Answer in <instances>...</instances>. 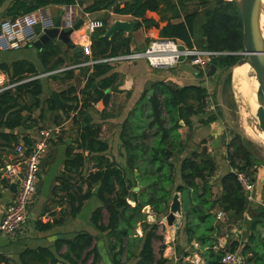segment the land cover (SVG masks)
<instances>
[{"label":"trees","instance_id":"trees-1","mask_svg":"<svg viewBox=\"0 0 264 264\" xmlns=\"http://www.w3.org/2000/svg\"><path fill=\"white\" fill-rule=\"evenodd\" d=\"M85 1L0 0V5L6 3L0 18L12 20L47 5H78L84 13L111 10L116 15H129L134 18L133 29L158 28L157 21L146 17L148 11H154L159 15V21L165 23L159 30L161 37L179 39L187 47L232 53L211 60L210 65H214L216 70L230 69L240 57L233 53L243 50L242 22L232 0L205 3H199L198 0H92L88 5ZM193 1L201 5V9L187 11L188 3ZM100 21L102 26L93 29L89 36L91 53L82 62L100 60L131 50L130 32L127 35L117 32L110 38L105 37L109 22L107 17ZM35 33H39L38 25ZM59 52V47L50 41L40 46L36 58L42 66V72L58 69L64 64L65 60L58 57ZM74 56L75 62L71 64L79 63L77 54ZM73 71L62 72L63 78L74 79L75 85L60 90V108L57 109L50 96L40 101L42 79L35 76L41 73L32 62L26 59L0 62V72L9 84H14L0 90V139L3 143L17 141L12 130L31 120L29 115L32 110L39 109L38 117H41V103L46 105L48 112L57 113L52 116L53 123L69 120L72 124V137L64 136L62 128L57 137V141L63 144L64 138L71 139L69 144H65L63 170L54 178L56 184L50 188L53 203L59 207L58 213L52 211L51 221L39 222V229H49L74 218L84 203L95 195L99 206L91 212L90 222L98 232L104 234L112 264H130V260H135L134 264H166L168 260L161 256L164 245L160 246V257L156 258L152 242L154 239L162 240V236L156 233L158 221L167 215L173 193L186 189L190 199V207L184 214L183 222L186 243L190 246L193 242L198 243L199 248L195 250L200 251L199 256L205 264H221L220 259L225 250L237 251L242 260L243 256L252 253L246 258L247 263L252 261V256H255V261H264V250H259L262 247L264 249V239L259 237L264 228V206L261 205L251 213L249 225L248 240L255 246L241 244L238 240L229 242L225 249L216 246L219 233L216 209L232 222L242 216L248 201L236 173L247 174L254 163L245 139L233 134L227 144V158L232 171L220 178V192L218 195L213 194L211 178L217 171L216 161L206 147L186 152V144L179 132L182 126L191 128L192 116L207 114L202 122L206 124L215 120L213 113H205L204 110V98L207 95L205 87H180L164 80L153 83L152 94L144 92L134 114L121 125L120 139L126 157V167H122L108 156L107 140L101 137L102 124L95 121L92 114L94 105L100 103L104 108L108 105L117 74L112 72V65L108 62L80 67L81 79L75 77ZM196 75L204 77L202 72ZM81 80L84 84L78 90L76 82L79 84ZM146 106L148 108L144 112ZM28 150L26 148L24 153ZM126 169L131 172V178ZM177 178L180 184L176 182ZM96 186L99 187L94 194ZM135 187L138 190H134ZM104 210L107 212L106 222ZM150 214L154 215L157 222L147 221ZM137 226L142 227L141 236L135 232ZM96 239L87 231H77L71 238L54 241L53 250L57 255L48 248L26 249L19 254V261L20 264H98L100 256L95 246ZM62 248L65 250L60 252ZM191 248L194 249L193 246ZM124 253L125 259L122 260ZM187 255V252L183 254ZM4 264H8L5 259Z\"/></svg>","mask_w":264,"mask_h":264},{"label":"crops","instance_id":"crops-1","mask_svg":"<svg viewBox=\"0 0 264 264\" xmlns=\"http://www.w3.org/2000/svg\"><path fill=\"white\" fill-rule=\"evenodd\" d=\"M91 2L92 0H86L85 4L88 5ZM196 3L197 2L195 1L188 3L187 11H192L195 8L201 9V5H197ZM5 5L6 3L0 5V13ZM63 7L64 6L62 5H47L39 11H41V13L45 12L52 20V23L56 21L59 17L62 23ZM75 10L76 11L74 23L81 22L82 24L78 29L73 30L71 32L70 43H66L58 38H53L49 40L50 42H52V44H56L59 47L60 52L58 53V57H61L65 60L62 66H66L71 64L72 62H75V54H77L78 56L79 63L82 62V59H84V57L88 56L82 51L84 45L90 44V34H86V30L88 29V21L101 20L102 18L107 17L109 26L115 20L131 22L132 27L129 32L131 33L132 46L129 52L144 50L147 44L149 43H146V41H150L151 39L160 36L159 30L165 24L164 22L159 21L160 17L154 11H148L146 13V17L152 18L157 21L158 28L140 27L138 29H133L134 18L129 15H116L112 13L111 10H102L96 13H87V15L86 13L82 12V10L78 7ZM1 20H3V18H0V21ZM81 30L83 31L82 34H80ZM40 32L41 31L39 27V33ZM129 32H124V34L127 35ZM38 34H36V37ZM31 43L16 48H3L0 46V62L11 63L17 59H26L35 65L39 73H46L42 72V66L37 61L36 51L38 49H35L31 45ZM56 58L57 57H53L52 59ZM110 64L112 65V72L117 74L114 90L111 92L110 101L105 108L100 103L94 105V108L99 112L107 111L109 113L108 118L98 120L100 123L106 122L108 126L110 138L107 140L108 152H110L111 156L114 158H112L110 154H108V156L113 160L116 159V162L120 166L126 167L125 149L123 147V142L120 139L121 125L128 117L134 114L135 107L136 105H138L137 103H139L141 95L146 91H148L149 94H152L150 93V91H152L151 86L157 81L164 80L175 86L180 87L186 85H201L205 87L207 91L209 88V82L207 81V77L203 78L197 76L195 69L186 62H182L176 65L175 67L167 70L152 68L145 59L113 62ZM62 74V72H57L49 74L47 76L39 77L42 79L41 82L43 88L40 101H45V99L49 96L51 97L54 92H60V90H63L70 85H75L74 79H64ZM73 74L75 77L80 78L79 68L74 69ZM52 75L54 77H52ZM201 80L204 82V84L201 83ZM83 84L84 81L81 80L78 86L82 88ZM41 108L42 112L40 118L38 117L40 110L34 109L29 115V119L31 120L27 121L25 125L12 130V133L16 135L17 141H11L9 144H6L3 143V141L0 139V219L6 205L12 200L18 183L16 178H14L13 176H8L6 172L9 166L17 163L18 161L13 154V145H15L16 143H21L24 146V149H30L32 146V141L34 140V138H36L37 132L34 131V121L36 120L39 126L41 125V121L39 120H43L44 115L47 114V117L51 121L52 116L57 114L48 112L44 103H41ZM147 108L148 106L145 107L144 112L147 111ZM36 110L38 111V113L36 114L37 116L33 117L34 111ZM206 116L207 114L204 113L192 116L191 128L188 129L187 126H182L179 129V132L181 133L182 140H184L186 144V152L188 153L192 150L199 149V142L202 140L205 141L201 145H206L208 153L214 158L217 163V171L213 177V181L217 184V187L219 188L220 178L224 174L232 171V168L229 164L225 149L222 146L224 140L222 136L224 134L223 128L222 126H220L218 119L207 124L202 123L203 120L207 118ZM68 122L69 120L62 121L60 124L52 122V126H61L64 132V136L70 135L72 137V131L66 132ZM63 125L64 127H62ZM69 125L72 126V124ZM101 128L103 129L104 125H102ZM59 135L60 132L57 134H51L49 140L47 141L46 147L44 148L43 154L39 162V170L36 181V192L33 197V200L28 205L27 216L22 233L12 238H9L4 234L0 233V264H4V259L8 264H20L19 254H21L26 249L34 250L37 248H48L54 255H57V253L53 250L54 241L59 238H71L73 237L75 232L81 230L87 231L97 237L95 241V246L100 256V261L98 264H112L108 255L106 238L104 234L98 232L90 222L91 212L99 206V202L95 195H93L84 203L80 212L74 218L66 219L63 224L52 226L49 229H39L38 227L39 222H50L53 218L51 212L53 211L58 213L59 209V207H56V203H53L54 199L51 196L50 188L52 185L56 184V179L54 178H56V176L60 174V172L63 170L64 152L65 147L67 145L66 139H69L71 141L70 138L66 137L64 138V142L66 145L61 142H58L57 137ZM19 166L22 167L23 164H20ZM127 174L129 176V170H127ZM176 182L178 184L181 183L180 179H176ZM258 192L259 190L255 186L254 200L248 203L247 209L242 214V216L235 219V221L243 220V225L247 224V227L245 226V229H242V232H244V230L247 231V238L249 237L248 232L250 231L249 225L251 222V213L259 209L260 194ZM218 211L220 210L216 209V212ZM149 217L150 218L147 220L149 223L157 222V220H155L152 216ZM245 217L247 218L246 221L244 220ZM182 221L184 222V215ZM183 222H181L178 229L173 226L169 227L172 230L171 235L173 236V239H171V241L168 238L167 234L163 236V234L158 232L159 227L157 228L156 233L159 236H162V240H154H158V243H160L161 246L164 245L161 256L168 260L166 264H176V248L178 249L180 247L179 242L181 243L182 241L181 234H184ZM137 234L139 236L142 235L141 226L137 230ZM233 234L234 236H236V238H234L233 240H238L237 234H235L234 232ZM222 239L219 241L220 246L222 245V243H226ZM246 239L238 241L243 244L242 242H246ZM154 240L152 242L153 249L156 258H159L160 253L159 251L158 253H156L157 250L154 247ZM184 244L185 246L188 245L186 243V237ZM158 249L160 250V247ZM64 250L65 248H62L60 252H63ZM259 250L262 251L264 249L262 248ZM252 258L253 259L250 264H264V261H255V256H252ZM134 262L135 260H130V264H134Z\"/></svg>","mask_w":264,"mask_h":264},{"label":"built area","instance_id":"built-area-1","mask_svg":"<svg viewBox=\"0 0 264 264\" xmlns=\"http://www.w3.org/2000/svg\"><path fill=\"white\" fill-rule=\"evenodd\" d=\"M78 5L63 7L61 28L69 29L73 26L75 20V9ZM79 8V7H78ZM87 14V13H86ZM88 15V14H87ZM39 25L40 31L43 27L52 25V20L47 14L41 11H32L18 16L12 20L3 19L0 21V46L3 48H16L30 44L34 38L35 27ZM100 20L88 21V29L101 27ZM179 45L183 48L180 49ZM82 51L90 55L89 44L84 45ZM239 53V52H238ZM232 54L226 51L199 49L195 46L187 47L179 39L157 36L149 41L142 51L122 52L115 56L100 60L88 59L75 65H66L35 77L47 76L52 73L63 72L65 70L77 69L80 67H91L97 62H123L145 59L147 63L156 69H170L183 62H186L197 72H202L207 77L208 68L211 60L215 57ZM237 54V53H233ZM203 77V78H204ZM34 78V77H32ZM14 84H9L6 77L0 72V90L9 88ZM216 104L207 91L204 98V109L208 113L215 111ZM61 126H50L39 128L36 132V138L32 141V146L27 153H24V146L21 143L13 145V154L17 158V163L9 166L6 170L8 176L17 179V187L12 200L6 205L0 219V233L12 238L22 233L27 209L36 192V181L39 170V162L51 134H57ZM23 164V166H19ZM18 175L21 177L19 178ZM241 188L249 202L254 200L255 185L250 177L244 172L236 173ZM259 205L264 206V202L259 200ZM224 213L218 211L216 218L220 220ZM221 264H241V257L237 251L225 250L220 259Z\"/></svg>","mask_w":264,"mask_h":264},{"label":"rangeland","instance_id":"rangeland-1","mask_svg":"<svg viewBox=\"0 0 264 264\" xmlns=\"http://www.w3.org/2000/svg\"><path fill=\"white\" fill-rule=\"evenodd\" d=\"M208 2H212V1H208ZM43 14H46V13L44 12ZM110 24H111V22H110ZM197 25H198V23H197ZM82 33H83V31L81 30L80 34H82ZM148 42H149V40L146 41V43H148ZM179 48L182 49L183 46L179 45ZM182 60H183V62H186V59L184 57H182ZM232 70H233V66L230 69L219 68L214 72L213 75L207 76V81L209 82L208 93L212 97L213 101L216 104L215 111L212 113L214 114L215 120L218 119L220 126H222V128H223L224 134L222 136H223L224 140H223L222 146L224 147L226 154L228 153L227 144H228V142H230V139L233 136V134H237V135L241 136V138L245 139V145L251 151V153L253 155V163H254L252 168H250V170L247 174L250 177V179H252L256 188L259 190L258 193L260 194V196H259L260 200H262L264 202V193L262 192L263 185H264V128L259 123V121H262L261 118L256 116L257 114L253 113L254 108H253L251 100L247 99L249 101V103L247 104V102H243L240 95L237 93V90H236L237 82H236V87H235L234 83H233V79H232ZM252 76L255 78L254 72L250 73L248 76L250 81H252L251 80ZM201 83L204 84V82L202 80H201ZM76 86H77V89L79 90L80 86H78L77 82H76ZM254 95L255 96H253V97L256 101V104L264 107V98H263L261 92L258 90V85H257V88L254 92ZM37 113H38L37 110L34 111L33 117H36ZM92 113H93V117H94L95 121L106 119V118H108V114H109L107 111L99 112L94 107H93ZM205 113H208V112L205 111ZM47 116L48 115L46 114V115H44L43 120H39V121H41V125H39V126L37 124V121L36 120L34 121L35 122L33 124L34 131H37L40 127L41 128L42 127H50L53 125V123L49 120V118ZM208 116H210V115H208ZM30 124H31V122H30ZM69 124H71L70 121L67 123L66 132L67 131L70 132V129L72 127ZM101 124L104 125V128H103L104 130L103 129L101 130V137L105 140L110 139L109 138V132H108V126H107L106 122L101 123ZM62 127H64V125ZM188 131H190V130H188ZM251 135L254 136V139H253V137H251ZM187 136H188V134H187ZM204 142L205 141H203V140L199 142V149H201L202 147H206V145H201ZM108 154H110V156H111L110 152H108ZM112 158H114V157H112ZM88 167H90V164L87 166V168ZM129 177L130 178L132 177V174L130 171H129ZM178 179L179 178H177V180ZM211 180H212V182H214L213 178H211ZM212 191H213L214 195H218L220 192V189L217 187V184L215 182L213 183ZM149 216H152L156 220V218L154 217L153 214L148 215L147 219L150 218ZM106 219H107V212L104 210V221L105 222H106ZM246 219L247 218L245 217L244 220L246 221ZM193 221L197 222L195 219H193ZM242 223H244L243 220L232 222L231 220L227 219L225 215H223V217L220 220L217 219V225L219 227V229L217 231V232H219L217 235V237H218L217 245H216L217 248L225 249L227 244L229 242H231L234 238H236V236H234L233 232L235 234H237L238 240L246 239L247 238L246 236L248 235L247 231L244 230V232H242V229L243 228L245 229V226L247 227V224L243 225ZM139 227L140 226H137V228L135 230L136 234H137V230L139 229ZM158 227H159L158 232L163 234V236L167 234L170 241H171V239H173V236L171 235L172 230L169 228L172 226H168L166 224V222L163 221V219H161L159 221ZM248 233H250V231ZM259 237L264 239V228L261 229ZM181 238H182V241H181V243L179 242L180 247L178 246L180 249L178 250L176 248V253H175V256L177 258L176 264H204L202 257L199 256L200 251L195 250V248H199L198 243H194V242L192 243L191 246L194 247V249H193V248H190L191 247L190 245L185 246V244H184L185 243V234H181ZM221 239L226 243H222V245L220 246L219 241ZM158 242H159L158 240H156V241L154 240V247L157 250L156 253H158V251H159L158 248L161 246L160 243H158ZM242 243L248 244V245L250 244L251 246H255V243L250 242L248 240V238L246 239V242H242ZM262 248H260V249H262ZM178 251H179V253H178ZM185 252L189 253V255L183 256V254ZM251 254L252 253H250V254L248 253L247 255L243 256L244 259L243 260L241 259V264H250V262L249 263L246 262V258L251 256ZM124 259H125V253L122 255V260H124ZM80 264H84V263H80Z\"/></svg>","mask_w":264,"mask_h":264},{"label":"water","instance_id":"water-1","mask_svg":"<svg viewBox=\"0 0 264 264\" xmlns=\"http://www.w3.org/2000/svg\"><path fill=\"white\" fill-rule=\"evenodd\" d=\"M213 0H198L199 3H205ZM236 6L238 14L242 22V45L243 50L236 55L240 56L233 68L248 64L254 72V76L258 83V90L264 98V37L262 36V25L264 23V0H232ZM82 23L76 22L69 29L61 28L60 17L52 23L50 27H43L41 32L32 41L31 45L35 49H39L41 44L47 43L50 39L58 38L66 43H70V34L73 30L80 27ZM132 27L131 22L115 20L105 31L104 36L110 38L117 32H129ZM90 30H86V34H90ZM216 71L214 65L209 66L208 75H213ZM152 93V91H150ZM57 108L60 107L59 92H54L50 97ZM262 121H259L264 128V113L261 114ZM69 144L70 140L66 139ZM137 174V172H135ZM20 178L21 176L18 175ZM12 185V184H11ZM99 186H96L93 193H97ZM134 190H138L135 187ZM190 207V199L188 190L174 192L169 204L167 215L163 218L169 226L179 228L183 215Z\"/></svg>","mask_w":264,"mask_h":264},{"label":"bare ground","instance_id":"bare-ground-1","mask_svg":"<svg viewBox=\"0 0 264 264\" xmlns=\"http://www.w3.org/2000/svg\"><path fill=\"white\" fill-rule=\"evenodd\" d=\"M261 33H262V36L264 37V23L262 25ZM250 73H253V70L250 68L248 64L235 67L232 70V79H233V83L235 87H236V82H237L236 90H237V93L240 95L241 99L243 100V102H247L248 104L249 101L247 99H250L252 102L253 108H254L253 113L257 114L256 116L261 118L262 117L261 114L264 113V107L257 105L253 97L255 96L254 92L258 84H257L256 79L253 76L251 79L252 81H250V79L248 78ZM251 137H253L254 139L253 135H251Z\"/></svg>","mask_w":264,"mask_h":264}]
</instances>
